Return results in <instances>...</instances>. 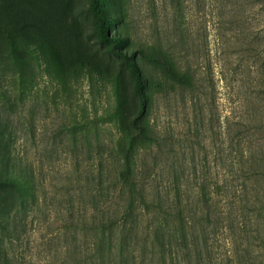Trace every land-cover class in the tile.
<instances>
[{"label": "rangeland", "instance_id": "1", "mask_svg": "<svg viewBox=\"0 0 264 264\" xmlns=\"http://www.w3.org/2000/svg\"><path fill=\"white\" fill-rule=\"evenodd\" d=\"M89 7L90 0H0V93L8 91L13 108L2 104L20 126L16 152L40 183L34 216L14 249L8 243L21 264H51L65 250L57 243L60 218L73 222L85 206L65 201L68 177L99 167V147L87 131L97 123L100 142L116 145L137 104L134 76L97 39ZM105 7L117 16L111 31L125 36L121 49L150 53L144 64L154 98L150 117L166 138L164 149L174 143L182 157L190 158L191 150L202 157L208 144L212 172H231L234 146L219 132L226 133L227 117L243 119L257 105L264 0H105ZM168 59L192 70L196 81L170 80L162 66ZM85 132L94 142L91 154L81 141ZM215 249L226 264L224 242Z\"/></svg>", "mask_w": 264, "mask_h": 264}, {"label": "trees", "instance_id": "2", "mask_svg": "<svg viewBox=\"0 0 264 264\" xmlns=\"http://www.w3.org/2000/svg\"><path fill=\"white\" fill-rule=\"evenodd\" d=\"M89 10L99 42L110 44L131 70L137 104L116 145L100 142L97 123L87 131L99 147L98 171L68 177L65 201L85 206L75 210L73 222L60 218L57 243L66 248L51 264H222L217 241L226 246V264H264V80L253 111L243 119L227 117L226 133L219 132L234 146L231 172H212L208 144L202 157L193 150L190 158L182 157L185 152L179 154L174 143L164 149L166 138L150 117L154 98L144 72L150 53L121 49L125 36L111 31L117 16L105 0H90ZM162 66L170 80L196 81L194 72L174 59ZM116 94L120 108L124 100L118 89ZM3 99L13 108L8 91L0 93V190L6 191L0 196V264H21L8 243L13 248L34 216L40 183L16 152L20 126ZM81 135L91 154L94 142L88 133ZM71 143L77 144L76 135Z\"/></svg>", "mask_w": 264, "mask_h": 264}]
</instances>
